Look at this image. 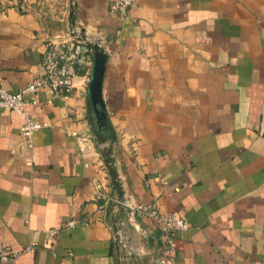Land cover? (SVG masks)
I'll list each match as a JSON object with an SVG mask.
<instances>
[{"label": "crops", "instance_id": "crops-1", "mask_svg": "<svg viewBox=\"0 0 264 264\" xmlns=\"http://www.w3.org/2000/svg\"><path fill=\"white\" fill-rule=\"evenodd\" d=\"M110 3L0 0L1 86L41 75L49 40H75L85 60L70 94L26 95L43 125L30 150L22 117L0 107V245L48 240L0 264H123L110 209L121 198L188 224L170 256L152 234L137 264H264V0H137L123 15ZM94 43L106 54L99 137Z\"/></svg>", "mask_w": 264, "mask_h": 264}, {"label": "built area", "instance_id": "built-area-1", "mask_svg": "<svg viewBox=\"0 0 264 264\" xmlns=\"http://www.w3.org/2000/svg\"><path fill=\"white\" fill-rule=\"evenodd\" d=\"M5 4H10L15 0H2ZM137 0H111L110 9L120 15L125 14L129 8ZM75 40L59 39L49 40L46 43L45 50L41 59L42 74L34 78L25 87L16 92H11L0 85V107H7L18 113L23 123L20 128V136L23 144L27 149L32 148V135L35 131L42 128V123L35 117H33L28 107L35 103L33 99L26 98V95L33 93L34 91L47 87L54 95L62 97L70 94L75 88L74 79L79 75V70L84 68L85 60L75 50ZM78 41V40H76ZM74 135H77L74 133ZM87 135L79 134V143L82 144L88 142ZM120 205H126L132 209L141 217H147L151 219L156 229L164 237L165 247L164 254L170 256V253L174 249V236L173 234L180 230H185L188 226L187 222L176 217L173 214L164 215L159 212L158 208L153 204H137L130 200L121 198L116 201ZM76 220L71 219L63 224L62 228H73L76 225ZM61 228H51L47 230V237H54L60 232ZM115 235V234H114ZM38 248H48V240L39 244L34 241H29L24 244L20 250L5 253L0 245V262H14L15 259L22 253L30 252ZM67 257H72L73 252L70 250L66 253Z\"/></svg>", "mask_w": 264, "mask_h": 264}, {"label": "rangeland", "instance_id": "rangeland-1", "mask_svg": "<svg viewBox=\"0 0 264 264\" xmlns=\"http://www.w3.org/2000/svg\"><path fill=\"white\" fill-rule=\"evenodd\" d=\"M72 30L76 32L75 34L80 39L78 41L83 43L84 40L81 39L83 35H80V31L75 28ZM88 52H90V58H92L91 48ZM87 134L90 135L89 137L93 138L91 130L88 129ZM110 209L113 213L112 216L115 217L113 220V231L120 254V262L123 264H137V258L140 256V253L142 254V251L138 250V247L142 242L148 241V239H153L154 241L155 236L152 234L158 230L154 222H152L153 228L150 227V225H146L144 219L147 217H141V215L137 214L126 205L122 206L117 202H112Z\"/></svg>", "mask_w": 264, "mask_h": 264}, {"label": "water", "instance_id": "water-1", "mask_svg": "<svg viewBox=\"0 0 264 264\" xmlns=\"http://www.w3.org/2000/svg\"><path fill=\"white\" fill-rule=\"evenodd\" d=\"M93 49L92 71L88 82V103L93 109L97 129L95 130L99 137V129L105 121L104 103L101 95V85L105 71L106 54L103 48L96 43L90 45ZM114 139V136L112 137ZM110 149V148H108Z\"/></svg>", "mask_w": 264, "mask_h": 264}]
</instances>
